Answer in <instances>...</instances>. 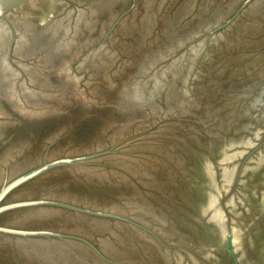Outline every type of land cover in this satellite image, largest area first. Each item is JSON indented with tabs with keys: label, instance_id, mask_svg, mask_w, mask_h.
Segmentation results:
<instances>
[{
	"label": "water",
	"instance_id": "95a60500",
	"mask_svg": "<svg viewBox=\"0 0 264 264\" xmlns=\"http://www.w3.org/2000/svg\"><path fill=\"white\" fill-rule=\"evenodd\" d=\"M0 264H264V0H0Z\"/></svg>",
	"mask_w": 264,
	"mask_h": 264
}]
</instances>
